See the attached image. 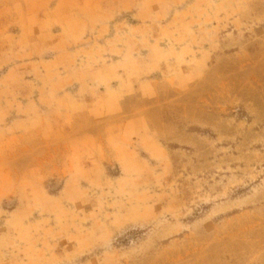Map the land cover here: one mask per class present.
I'll return each mask as SVG.
<instances>
[{"label":"rangeland","instance_id":"374dc122","mask_svg":"<svg viewBox=\"0 0 264 264\" xmlns=\"http://www.w3.org/2000/svg\"><path fill=\"white\" fill-rule=\"evenodd\" d=\"M0 264H264V0H0Z\"/></svg>","mask_w":264,"mask_h":264}]
</instances>
